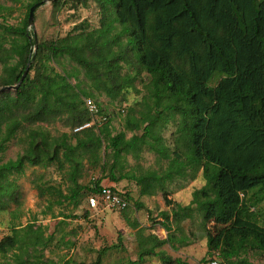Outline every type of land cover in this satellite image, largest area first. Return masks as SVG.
Listing matches in <instances>:
<instances>
[{
	"label": "trees",
	"instance_id": "16d2710c",
	"mask_svg": "<svg viewBox=\"0 0 264 264\" xmlns=\"http://www.w3.org/2000/svg\"><path fill=\"white\" fill-rule=\"evenodd\" d=\"M39 1L30 0L28 10ZM93 1L99 8L97 27L83 20L64 36L39 43V72L32 79L25 76L17 89L0 93V158L24 123L66 115L72 129L70 135L59 136L43 129L29 130L24 152L0 164V209L15 198L17 189L14 180L3 179L8 173H22L26 163L44 168L68 166L72 184L67 194L42 184L38 189L55 194L59 203L69 199L79 204L85 188L77 181L79 170L84 159L93 165L99 162L106 138L112 168L123 155L138 158L143 147L168 160L160 173L145 170L113 177L135 181L140 195L151 196L175 177L193 178L201 170L204 185L192 191L188 204L174 202L170 211L174 221L191 218L195 209L201 215L208 254L217 252L221 258H216L225 264H253L243 253L249 249L264 253V225L250 209L264 202V0ZM51 2L57 7L60 1ZM9 8L0 5V11ZM27 17L28 11L21 25L0 23V86L16 84L33 55ZM15 56L18 59L13 62ZM61 58L75 65L69 70L61 65L57 71L55 65L62 64ZM125 65L129 69L122 72ZM80 70L88 88L81 87L84 80L70 81L78 78ZM142 72L149 77L147 92L140 108L131 110L125 120L126 129L140 127L141 133L126 137L121 130L111 135L109 118L74 131L90 120L84 98L93 99L96 94L121 97ZM215 75L221 78L210 85ZM173 120H177L176 136L170 148L162 130ZM101 189L95 181L87 187V196ZM123 194L130 205L129 195ZM161 215L162 226L170 230L169 212ZM37 229L13 226L12 233L0 240V255L20 249L29 233L34 243L41 242ZM174 238L172 233L160 239L138 230L137 258L127 264L142 263L153 255L159 257V264H186L156 250ZM180 240L187 244L188 236ZM107 250L102 249L90 264H101V254ZM14 257L17 264H23L20 253Z\"/></svg>",
	"mask_w": 264,
	"mask_h": 264
},
{
	"label": "rangeland",
	"instance_id": "374dc122",
	"mask_svg": "<svg viewBox=\"0 0 264 264\" xmlns=\"http://www.w3.org/2000/svg\"><path fill=\"white\" fill-rule=\"evenodd\" d=\"M59 5L54 7L52 2H44L34 12V29L37 46L32 47V56L26 76L32 79L39 72L40 61L38 59V44L46 42L58 36H64L76 23L86 20L91 27L99 25V8L93 0H59ZM30 0H0V5L10 7L1 10L0 23L21 25L28 11L27 4ZM30 38L34 41L32 28H27ZM17 56L12 60L16 62ZM62 64L55 65V70L61 71V65L67 70L71 69L73 62L61 58ZM50 65H53L50 63ZM22 66H19L21 69ZM129 68L125 65L122 72ZM0 74L2 65L0 64ZM221 77L214 76L210 85L216 84ZM149 77L142 72L135 80L134 86L127 89L123 96L110 99L104 94L93 98L97 101L103 112L110 119L109 130L111 135L121 130L126 131V137L132 133H141L140 127L129 131L125 127V120L131 110L137 111L140 102L145 95ZM84 80L81 87L88 88L83 71L80 70L78 78H71L74 83ZM1 93V92H0ZM177 119V116H176ZM176 122H169L162 130L165 143L170 148L174 146L176 136ZM43 129L49 135L59 136L62 133L70 135L72 129L66 115L56 117L46 122L24 123L16 136L7 144L1 154L0 164L9 159H15L22 154L27 146L29 130ZM75 143V139H70ZM107 139H104L100 151V160L96 165L84 159L83 165L77 177L78 183L85 187L81 190L79 204L61 200L55 194L47 191L40 192L38 185L60 188L64 194L72 184L68 178V166L59 169L56 164L44 168L25 164L22 173H8L3 179L5 182L14 180L17 189L15 198L9 199L4 209H0V240L11 234L12 227L37 229L42 241L34 243L30 233L25 236L20 249H10L4 255H0V263L17 264L14 253L21 254L23 264H90L96 260L100 251L108 250L101 254V264H127L128 260H134L138 254L137 232L141 230L144 235L154 234L160 239H165L169 234H174L172 243H165L157 251H162L172 257H179L186 264H206L210 257H219L217 252L207 253L206 237L201 225V215L192 210V217L175 222L170 211L174 202L186 205L191 200L194 189L202 187L205 183L199 170L193 178L175 177L166 182L164 190L156 189L151 196L140 195L139 186L135 181L118 177L125 173H140L145 170H153L158 173L166 169L168 160L159 158L156 153L143 147L140 156L135 158L131 154L123 155L120 163L112 168V150L106 149ZM104 166H101L102 163ZM99 181L101 187H113L125 192L130 197V205L126 209H111L108 207L90 208L87 205V187H93L94 182ZM7 199V198H5ZM170 200L171 204L167 201ZM137 203H142L141 207ZM264 202L250 209L255 212L257 222L264 225L262 208ZM194 207V205H193ZM162 211L169 212L170 230L162 226L164 217ZM166 221V220H165ZM212 224L209 223L208 226ZM23 234V233H21ZM188 236L187 244L180 238ZM243 255L253 264H264V253L258 250H247ZM221 258V257H219ZM204 259V260H203ZM157 255L147 256L139 264H159Z\"/></svg>",
	"mask_w": 264,
	"mask_h": 264
},
{
	"label": "built area",
	"instance_id": "2783aa9c",
	"mask_svg": "<svg viewBox=\"0 0 264 264\" xmlns=\"http://www.w3.org/2000/svg\"><path fill=\"white\" fill-rule=\"evenodd\" d=\"M84 105L90 115V120L74 128V131H80L84 128L100 125L107 121L108 116L100 111L96 102L87 97L84 98ZM87 205L90 208L108 207L111 209H124L129 205L128 199L123 192L116 191L112 187H102L101 191L91 193L87 196ZM206 264H225L220 259L212 257Z\"/></svg>",
	"mask_w": 264,
	"mask_h": 264
},
{
	"label": "water",
	"instance_id": "95a60500",
	"mask_svg": "<svg viewBox=\"0 0 264 264\" xmlns=\"http://www.w3.org/2000/svg\"><path fill=\"white\" fill-rule=\"evenodd\" d=\"M51 2L53 0H41L39 2H36L34 3L33 5L30 6L29 10H28V17H27V28H32V35H33V38H34V41H33V47H36L37 46V39H36V33H35V29H34V12H35V9L40 6L41 4H43L44 2ZM29 63L28 62L19 78V80L17 81L16 84H13V85H3V86H0V92L2 91H5V90H15L18 88V86L22 83L23 79L25 78L27 72H28V69H29Z\"/></svg>",
	"mask_w": 264,
	"mask_h": 264
}]
</instances>
